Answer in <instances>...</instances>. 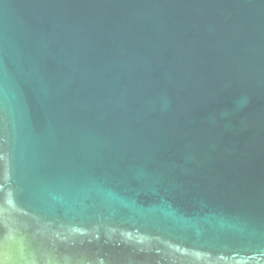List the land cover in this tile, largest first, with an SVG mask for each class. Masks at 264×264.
Listing matches in <instances>:
<instances>
[{"label":"water","instance_id":"1","mask_svg":"<svg viewBox=\"0 0 264 264\" xmlns=\"http://www.w3.org/2000/svg\"><path fill=\"white\" fill-rule=\"evenodd\" d=\"M0 264H264V0H0Z\"/></svg>","mask_w":264,"mask_h":264}]
</instances>
